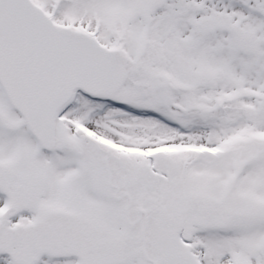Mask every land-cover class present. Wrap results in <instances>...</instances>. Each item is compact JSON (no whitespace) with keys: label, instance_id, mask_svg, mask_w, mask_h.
<instances>
[{"label":"snow or ice","instance_id":"snow-or-ice-1","mask_svg":"<svg viewBox=\"0 0 264 264\" xmlns=\"http://www.w3.org/2000/svg\"><path fill=\"white\" fill-rule=\"evenodd\" d=\"M0 264H264V0H0Z\"/></svg>","mask_w":264,"mask_h":264}]
</instances>
